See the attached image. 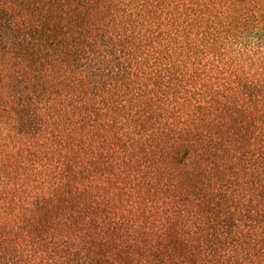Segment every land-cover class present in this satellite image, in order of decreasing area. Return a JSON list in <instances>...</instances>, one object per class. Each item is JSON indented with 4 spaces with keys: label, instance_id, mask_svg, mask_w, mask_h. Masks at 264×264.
I'll list each match as a JSON object with an SVG mask.
<instances>
[{
    "label": "trees",
    "instance_id": "trees-1",
    "mask_svg": "<svg viewBox=\"0 0 264 264\" xmlns=\"http://www.w3.org/2000/svg\"><path fill=\"white\" fill-rule=\"evenodd\" d=\"M0 264H264V0H0Z\"/></svg>",
    "mask_w": 264,
    "mask_h": 264
}]
</instances>
